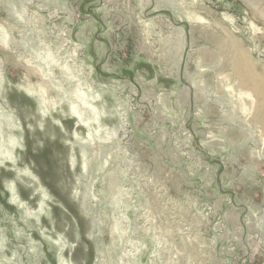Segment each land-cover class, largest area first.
<instances>
[{
  "label": "rangeland",
  "instance_id": "rangeland-1",
  "mask_svg": "<svg viewBox=\"0 0 264 264\" xmlns=\"http://www.w3.org/2000/svg\"><path fill=\"white\" fill-rule=\"evenodd\" d=\"M247 1L0 0V264H264Z\"/></svg>",
  "mask_w": 264,
  "mask_h": 264
},
{
  "label": "bare ground",
  "instance_id": "bare-ground-1",
  "mask_svg": "<svg viewBox=\"0 0 264 264\" xmlns=\"http://www.w3.org/2000/svg\"><path fill=\"white\" fill-rule=\"evenodd\" d=\"M247 2L251 6L250 9L253 16L264 24V0H249ZM212 37H214V34ZM229 41L231 45L229 50L230 67L238 81V85L240 87L247 86L248 90L256 98L253 118L260 125L264 134V67L252 61L251 57L235 38L229 36ZM222 45V43L219 45L221 50Z\"/></svg>",
  "mask_w": 264,
  "mask_h": 264
}]
</instances>
